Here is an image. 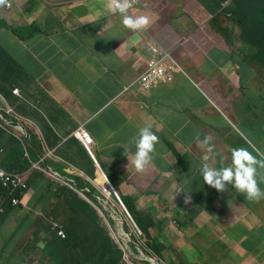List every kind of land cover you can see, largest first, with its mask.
<instances>
[{
    "label": "crops",
    "instance_id": "obj_1",
    "mask_svg": "<svg viewBox=\"0 0 264 264\" xmlns=\"http://www.w3.org/2000/svg\"><path fill=\"white\" fill-rule=\"evenodd\" d=\"M158 1L136 0L129 14H149L153 19L141 31L123 26L120 14L95 15L105 0H12L10 9L0 7V74L6 76L0 78V117L3 115L10 122L1 117L2 120L11 126L19 121L25 123L32 141L38 142L36 153L48 171L38 169L44 176L32 179L21 208L6 206L7 215L0 216V264H46L44 241L35 239L34 232L50 205L56 202L55 190L48 191L46 186L52 183L56 189L62 184L48 168L78 179L85 186L90 181L101 183L99 167L106 176H115L118 186L134 181L137 184H128L130 188L151 189L156 195L164 184L170 185L166 179L169 173L175 179L176 163L194 173L195 169L189 170L186 162L179 163L178 154L183 156L195 135L204 139L220 131L218 141H224V136L225 141L226 137L231 141V135L244 131L242 140L233 139L237 147L255 150L253 155L264 159V154L257 152L259 147L264 150V89L254 93L247 81L231 93L229 87L224 88L225 95L240 107L237 114L230 104L219 102L217 78H213L215 87L209 82L210 77L197 70L201 67L189 65L188 53L194 49V43H198L196 51L205 53V58L212 42L218 43L220 50L226 48L227 44L218 40L214 31L220 21L213 23V17L226 8L229 0H190L189 6L167 0L177 3L175 8L179 9L173 10L179 15L171 16L176 21L160 29L170 37L167 40L156 36V7H161ZM210 22L215 28L207 26ZM194 35L197 36L192 38ZM150 42L168 50L177 66L145 92L138 86L137 78L145 70ZM251 43L253 46L246 44V52L241 48L245 53L240 65L253 76H261L248 61L255 62L260 69L264 58H259L257 52L259 48L264 50V39ZM258 43L263 47H258ZM223 58L226 68H230L227 56ZM240 71L246 76L243 68ZM11 87L18 88L19 93L12 91L8 98L2 95L9 93ZM186 112L194 122L184 118ZM197 122L201 124L200 131L195 127ZM146 124L151 125L158 143L151 162L143 171H137L123 147L128 148L131 157L134 148L130 142ZM82 126L94 139V157L73 136V131ZM157 171L161 179L155 176ZM258 172L264 177V167L258 168ZM91 173L95 176L91 177ZM180 179L178 176V183ZM258 185L264 190L259 177ZM227 187L218 194L212 211L206 212L211 221H216L214 228L208 221L200 231L184 237L195 236L204 254L200 258L193 246L191 253L196 257L189 264H200V259L204 264H264V197L258 208L231 185ZM45 197L48 200L41 208ZM56 215V220L61 218L59 213ZM181 237L173 232L171 238L172 245H177L175 252H181L180 257L184 248L177 243ZM59 242L55 238V243ZM22 244L33 248L26 260L16 254Z\"/></svg>",
    "mask_w": 264,
    "mask_h": 264
},
{
    "label": "trees",
    "instance_id": "obj_2",
    "mask_svg": "<svg viewBox=\"0 0 264 264\" xmlns=\"http://www.w3.org/2000/svg\"><path fill=\"white\" fill-rule=\"evenodd\" d=\"M226 5V8L223 9L220 14L216 13L214 15L213 19L215 21L213 23L227 21L228 24L231 23V26L234 27V25L242 22L243 25L241 26L243 29H246L248 36L243 37L245 42L240 47L246 52V44L253 46L251 41L256 42L260 41V39H264V0H229ZM258 47H263V45L258 43ZM257 53H259V58H264V50L259 48ZM248 63L252 65L256 71L259 70L255 66V62L248 61ZM0 78L6 79V76L0 74ZM13 89L14 87H11L9 93H4L2 95L8 98ZM32 145L36 151H38V142L36 139L32 141ZM0 146V154H4L3 157H1V167L9 174L18 177L26 175L29 184L34 177L38 178L44 176L43 172H38V169H40L39 166L44 168V164L40 161L36 151L28 145L26 138L17 129L5 123L1 117ZM178 161L179 163L185 162L184 158L179 154ZM90 176L94 177L93 173H91ZM107 176L114 187H118L115 176H111V174H107ZM76 181L82 183L78 179ZM180 182L184 183L185 192L182 195H188L196 204L201 206L202 210L206 211H212L211 205H213V207L217 205L218 194L228 189V187H226L227 189L224 191H217L213 187L207 188L204 184L201 188H197L191 173H188L185 179L181 178ZM59 187L53 192V197L56 199V202L50 205L45 217L40 219L37 231L34 232L35 239H42L44 241V247L42 249V252L45 250L44 262L48 264H150L148 261L138 260L132 256H128L114 238L98 224L97 211L85 200L82 199L78 201V206L75 210L74 207L76 205L73 207L69 206L70 201H76L78 199L79 194L77 189L72 187L71 184H61V187ZM46 188L48 191H52L54 186L50 183ZM69 189H71V191ZM92 190L97 193L95 188H92ZM138 191L142 193V189H138ZM152 191L154 192V190ZM22 192L24 193V191L19 188L14 190L12 195L22 198ZM67 192H69V194ZM19 193L22 196L19 195ZM9 197L7 190H5L0 180V207L2 206L5 208L8 206L9 209H13ZM203 197H205V199H203ZM47 200V197L43 198L41 208H44ZM91 200L94 204H97L95 199L91 198ZM122 202L132 219L135 220L144 234L142 238L137 237L135 232L131 231L127 225H125L126 231L132 234V237L143 249L149 252L150 255L159 258L164 264H178L174 255L175 249L172 245L174 242L171 240L173 233L166 234V237L158 233L160 237L158 236L157 239L156 234L153 236L151 226L157 225L160 231H164L167 227V223L161 220H155L150 211H146L147 215H143L141 212L137 211L138 209L134 207L133 203L124 202L123 200ZM205 202H207L206 205H204ZM19 207H22L21 203ZM9 209L6 207L4 212H0V216H6V210L9 211ZM66 211H69L70 215L66 214ZM78 212H81L83 217H76V213ZM58 213L61 215L58 221L63 220L62 222L65 225V231L68 235L67 239H61L51 228L50 220L51 218L56 220V218L59 217L56 215ZM189 216L190 218L195 217L192 213ZM55 238H58L60 242L55 243ZM167 239L171 241L169 242ZM187 239L192 244H195V248L200 251L199 254L203 257L204 254L201 248L196 244L195 236H188ZM32 250L33 248L30 244H22L16 249V254L26 260L30 256ZM134 251L136 252L137 250L134 248ZM90 253L93 255L91 256ZM166 255L169 256V259H166Z\"/></svg>",
    "mask_w": 264,
    "mask_h": 264
},
{
    "label": "rangeland",
    "instance_id": "obj_3",
    "mask_svg": "<svg viewBox=\"0 0 264 264\" xmlns=\"http://www.w3.org/2000/svg\"><path fill=\"white\" fill-rule=\"evenodd\" d=\"M182 4L189 6L190 0H178ZM192 3L195 4L193 1ZM157 4L161 5V7H156L158 10H156V24L158 26V34L156 35L158 39L160 40H167L170 39L169 36H165L163 32L160 31L162 27H164L169 22H175L176 20H172L171 16L179 15L178 12L179 9L175 8L177 6V3L172 4V2H168L167 0H159ZM152 10V9H151ZM175 10V12L173 11ZM153 11V10H152ZM185 17V16H183ZM121 18V17H120ZM183 18L182 20H184ZM181 20V21H182ZM180 21V22H181ZM165 24L162 26V23ZM240 24V25H239ZM233 26L229 25L227 21L219 22L216 25V31L218 33L217 38L218 40L222 41L226 45V48L220 50L219 44L216 42H212L208 46V50L210 51L207 58H205V53H202L201 51H196V48L198 47V43H194V49L191 50L188 54L191 56L189 60V65L194 67H201V69H197L203 76L210 77L209 82L217 87H219L218 94L220 95L219 102H225L227 104H230L234 110L235 113L239 114L241 112L240 107H238V104H236L235 101L231 97H228L225 95L224 88H230L229 93L231 91H235L238 87H240L241 84L246 83L247 85L251 86L252 92H257L258 89H264V62L262 63L259 71V74H262L261 76H253V73L246 67L240 65V63L243 61L242 57L244 56V51L241 50V45L245 42L243 37H247V31L246 29H243L241 25L243 23H239ZM213 26L215 28V25L211 22L207 25ZM194 35L192 38H195ZM191 38V39H192ZM190 39V40H191ZM194 54V56H193ZM228 61L231 63L229 66L234 73H232V70L227 67V63L224 61L223 57H226ZM193 68V67H191ZM244 70L246 76L242 74L240 69ZM217 78L218 83L215 84L216 81L213 80V78ZM212 78V79H211ZM199 84L201 86V80H199ZM233 95V94H230ZM257 98L259 97V94H256ZM254 96V95H253ZM255 97V96H254ZM203 111V110H202ZM184 118L187 120H193L191 116L186 112ZM232 123H235L233 119H230ZM183 122H185L183 120ZM194 122V120L192 121ZM198 124L195 126L199 131L201 128L200 122H197ZM232 128L229 127L228 133L231 135ZM244 132V131H243ZM235 133L234 136L231 135L232 142L228 141L229 139L224 136V141H218V137L220 136V131H217L215 134H212L211 141H209V144L211 145V148H209L208 145H202L201 142L204 139H201V135L197 136L195 135V140L193 143L186 149L185 153L183 154L184 161L188 164V169L194 170V173L192 174V177L194 179V184L197 188H201V183H204L202 178L200 177L198 168L201 163L207 162L210 164V166L217 167V166H224L231 162V149L237 147L236 143L233 141V139L237 138L239 140H242V135L244 133ZM228 139V140H227ZM223 142V143H221ZM253 153H255V150H249ZM257 152L263 153L264 150L259 147L257 149ZM4 154H0V165L1 164V156L3 157ZM207 155L208 160L204 161L203 157ZM261 159V158H258ZM176 161H173L172 164H174ZM173 172L176 173L175 179L172 180V176L169 173L166 176V179L170 181V185L164 184V188H159L160 194L154 195V192L151 189H142V195L140 192L136 189L130 188V185H136V182H129L127 181V184L125 182V185L121 184L120 186H115L117 193L121 197V199L124 202L133 203L134 207H136L138 212H141L143 215H147L146 211H150L151 215L154 217L155 220L159 221L161 220L164 223H167V227L164 231H160L159 227L157 225H153V236L156 234V239L158 238V233H160L162 236H166V234H172L173 232L176 234V236H182L181 239L178 241V245L184 248L182 250V254L180 257V253L178 251L174 252L176 257V262L178 261L179 264H189V262L196 257L195 254L191 253L193 249V246L195 244H191L185 237L186 234L190 235L192 233H196V231H200L204 226L208 225V221H211L210 218H208V215L206 214V210H202L201 206L196 204V202L190 198L188 195H182L184 194V183H181L179 180L178 183V176L180 178L186 177L187 171H185L179 164L176 163V167L174 168ZM172 173V172H171ZM112 176V174H111ZM155 176L157 179H161V176H159V172L157 171L155 173ZM124 179L126 180V177L124 176ZM166 183V182H165ZM203 186V184H202ZM204 186L207 188H210L211 186L204 183ZM98 193V191H97ZM143 196V198H142ZM81 198V197H80ZM78 196V199L76 201H70L69 206L74 207V210L77 208L78 204L77 202L81 199ZM205 199V197H203ZM247 199V198H246ZM261 199V198H260ZM260 199L253 200L251 203L252 205H257L259 208V201ZM135 200V202H134ZM179 200V202H178ZM249 200V199H248ZM207 202L204 203L206 205ZM213 208V205H211ZM174 208V211H173ZM217 210V207H216ZM179 211V212H178ZM194 214L195 217L190 218V214ZM75 214V213H74ZM76 217H83L81 212L76 213ZM213 223H216V221H211L210 226L214 228ZM98 224L107 232L114 235L113 226L109 225V222L105 219L98 218ZM173 231V232H172ZM139 238H142L143 234L140 235V233H137ZM160 237V236H159ZM174 249H177V245L173 246ZM165 250V249H164ZM200 252L198 249L196 250ZM200 258L202 256L199 254ZM166 259H169V256L166 255ZM197 261H199V258H197ZM164 264V263H161ZM198 264V263H197ZM200 264H204L202 259H200Z\"/></svg>",
    "mask_w": 264,
    "mask_h": 264
},
{
    "label": "clouds",
    "instance_id": "obj_4",
    "mask_svg": "<svg viewBox=\"0 0 264 264\" xmlns=\"http://www.w3.org/2000/svg\"><path fill=\"white\" fill-rule=\"evenodd\" d=\"M132 5H133V0H105V3L103 4L102 8L97 10L95 15L101 16V15H104V14H110V13H117L118 14L119 13L120 17H121V23H122L123 26H125V27H127V28H129L131 30H136V31H141V30L147 29L153 23V19H152L151 15H149V14H140V15H130V14H128V10L132 7ZM135 6L130 9L129 13L131 12L132 9L135 8ZM0 7L1 8L5 7L7 9H10L12 7V0H0ZM158 47H160L161 49H163L166 52H168L169 53V57L171 59L170 52L168 50L162 48V46H158ZM149 58H150V55L148 53V58L146 60V65H147V61L149 60ZM174 64L175 65L173 66V68H175L177 66V64L175 62H174ZM146 67H145V69H146ZM140 75L138 76V78L140 77ZM138 78H137V84H138ZM138 86H139V84H138ZM140 89H141V87H140ZM14 90H18V92L15 93ZM14 90H13V94L17 95L19 93V89L15 88ZM1 117L3 118V120L6 119L2 115H1ZM79 128H83V126L82 127H78L76 130H78ZM85 131L91 136V134L87 130H85ZM74 132H73V136H74ZM74 137L76 139H78L82 143V145H83L85 151L87 152V154H89V156H91V154L87 151L83 141L81 139L77 138L76 136H74ZM91 138L93 140L92 141V145H91V152H92V156L91 157H94L93 156L94 139H93L92 136H91ZM211 139H212L211 136H207L206 135L204 137V140L201 142V144L202 145H208L209 148H211V145L209 144V141H211ZM31 143H32V138H31ZM157 143H158L157 135L152 130L151 125L146 124L144 127H141V128H139L137 130V134L133 137V139L130 142L132 148H134V151L132 152L131 157H129L128 148H126V147H123L124 154L127 156L129 162L132 164V166H134V168L137 171H143L144 168L151 162V160L153 158V154L155 152V146H156ZM35 151H36V149H35ZM257 157H258V155H253V152L249 151V149L246 148V147H235V148L231 149V162L229 164L224 165V166H220V167H213V166H210V164L205 162V163H201L199 165L198 171H199L200 177L202 178L203 182L206 183L207 185L215 188L217 191H224L228 185H231L236 191H238L239 193L243 194L245 196V198H247L249 200H257V199H260L261 197H264V190H262L259 187V185H258V177L260 178V180L262 182H264V177H260L259 176V172H258V168L264 167V159H258ZM208 159L209 158H208L207 155H205L203 157L204 161H207ZM39 168L42 169V171L44 173H48V171L46 170L45 167L41 168L39 166ZM48 170H49V172L51 174H54L53 172L50 171L51 170L50 168H48ZM98 170H100L99 167H98ZM21 178H23V182L25 184V187L20 185L19 188H21L24 191V193L22 194V195H24V194H26L29 191L30 184L28 183L26 175H24ZM99 178H100V182L102 183V179H101L100 175H99ZM61 182H62V185L63 184H68V185L71 184L72 187L77 189L78 194H79V198L81 197L80 198L81 200L82 199L85 200L87 203H89L97 211L98 218H102V219L107 220L109 222V225L112 226V222L109 220V218L107 217L106 213L99 207L98 202L96 201L97 204H94V202L91 200V198H93V197H91L90 195H88L85 192L81 191L84 188H89L93 192L92 188L96 189V187L93 185L92 181H90L88 183V185H85V186H82L83 183H79L78 181H77L78 182L77 186H75L72 183L66 182L63 179H61ZM101 183H99L98 185H100ZM204 183H202V184H204ZM111 184H112V182H111ZM113 187H114V185H113ZM19 188H16V189L5 188V190H7L8 194L10 196L9 197L10 198V203H11V207H13V208H18L20 203H21V200H22V198H18L16 196L12 195V192L14 190L19 189ZM115 190H116V188H115ZM116 192H117V190H116ZM93 193L101 196V194L99 192L98 193L93 192ZM85 196L87 198H89L90 201L86 200ZM13 198L18 199V204H16V205L12 204V199ZM120 200H121V198H120ZM121 202H122V200H121ZM110 203L112 205H114V207L117 209V211L120 213V215L124 218L125 225H127L131 229V231H134L136 236H138V234H137L138 232L140 233V235L143 234L142 230L139 228V226L137 225L135 220L132 219L131 216H130V218H131L132 222L135 223L136 226L134 225V223H132L126 217L125 213L121 211L120 207H118L117 204H114L111 201H110ZM124 207H125V205H124ZM125 209H126V207H125ZM4 211H5V208L0 207V212L2 213ZM126 211H127V209H126ZM128 214H129V212H128ZM62 221L52 220L51 221V228H52V230H54L57 233V236H59L61 239H67L68 235H67V233L65 231V225L63 224ZM59 231H62L64 233V236L60 235ZM107 233L110 234L114 238V240L116 241L114 235H112L108 231H107ZM134 241L141 247V249L144 252H146L148 255H150V253L147 252L145 249H143L142 246L135 239H134ZM119 245L124 249V247L121 244H119ZM131 247H132L133 252L136 255L140 254L139 250L136 248L135 245H131ZM134 248L137 250L136 252L134 251ZM124 251H125V253L128 256H131L130 254H128L126 252L125 249H124ZM150 256L158 259L160 263H163L159 258H157V257H155L153 255H150ZM134 258L138 259V260H144V259H140V258H136V257H134ZM46 264H48V263H46Z\"/></svg>",
    "mask_w": 264,
    "mask_h": 264
},
{
    "label": "built area",
    "instance_id": "obj_5",
    "mask_svg": "<svg viewBox=\"0 0 264 264\" xmlns=\"http://www.w3.org/2000/svg\"><path fill=\"white\" fill-rule=\"evenodd\" d=\"M136 4H137L136 0H133V5L131 8H133ZM130 9L128 10V14ZM147 52L150 55V58L147 61V65H146L147 67L145 71L138 78V84L141 87V89L144 91L150 90L156 82L164 80L172 70L173 66L175 65L174 62L170 59L168 52L154 45L151 42L147 44ZM14 92L17 93L18 90H14ZM74 136H76L77 138L83 141L87 151L92 156L91 145L93 140L91 136L83 128H79L78 130H76L74 132ZM99 175L101 176L102 183L98 185L93 181V185L96 187V189L98 190V192L101 194L102 197H104L109 202L111 201L112 203L117 204V206L120 207L121 211L124 212L126 217L132 222L130 215L126 211L123 203L121 202L115 188L113 187L109 179L100 170H99ZM0 180L5 188L16 189L19 188L20 185L25 187L23 178L9 174L4 169H2L1 165H0ZM85 199L90 201L89 198L87 197ZM12 204L13 205L18 204V199L13 198ZM59 234L64 236V233L62 231H59Z\"/></svg>",
    "mask_w": 264,
    "mask_h": 264
},
{
    "label": "water",
    "instance_id": "obj_6",
    "mask_svg": "<svg viewBox=\"0 0 264 264\" xmlns=\"http://www.w3.org/2000/svg\"><path fill=\"white\" fill-rule=\"evenodd\" d=\"M4 120H5V122H10L6 119H4ZM13 126L26 138L28 145L32 149L35 150V148L33 147L32 143H31V134L29 132V129L25 125V123L19 121V122L14 123ZM50 171L53 172L59 178L65 180L66 182L72 183L75 186L78 185V182L75 179L69 178V177H67L61 173L54 172L52 170H50ZM81 191L90 195L91 197H93L98 202L99 207L106 213L107 217L112 222L114 237H115L116 241L124 247V249L126 250V252L128 254H130L131 256L136 257V258L144 259V260L148 261L150 264H161L158 259L151 257L146 252H144L141 249V247L134 241V239L132 238V235L130 233L126 232L124 218L120 215V213L117 211V209L114 207V205H112L105 198H103L97 194H94L89 188H84ZM131 245L136 246V248L140 252L139 255H136L133 252Z\"/></svg>",
    "mask_w": 264,
    "mask_h": 264
},
{
    "label": "bare ground",
    "instance_id": "obj_7",
    "mask_svg": "<svg viewBox=\"0 0 264 264\" xmlns=\"http://www.w3.org/2000/svg\"><path fill=\"white\" fill-rule=\"evenodd\" d=\"M1 96H2V95H1ZM4 114H6V113H4ZM6 115H7V114H6ZM8 115H9V114H8ZM8 117H10V116H8ZM12 117H13V116H12ZM86 130H87V129H86ZM73 132H74V131H73ZM90 134H91V133H90ZM2 145H4V144H2ZM0 147H1V146H0ZM38 151H39V150H38ZM40 153H41V152H40ZM40 153H39V154H40ZM1 157H2V156H1ZM46 161H47V160H46ZM59 164H60V163H59ZM57 165H58V164H57ZM54 166H55V165H54ZM55 167H57V166H55ZM58 170H59V169H58ZM8 171H9V170H8ZM97 172H98V171H97ZM10 173H11V172H10ZM98 173H99V172H98ZM15 174H16V172H15ZM15 174H14V175H15ZM31 176H32V175H31ZM94 176H95V175H94ZM30 181H31V180H30ZM34 182H35V181H34ZM34 182H32V183L35 184ZM44 184H45V183H44ZM44 184H43V185H44ZM56 185H58V184H56ZM34 186H35V185H34ZM41 186H42V185H41ZM3 187H4V186H3ZM42 187H43V186H42ZM50 187H51V186H50ZM60 187H61V185H60ZM60 187H59V188H60ZM51 188H52V187H51ZM55 188H56V187H55ZM59 188H58V189H59ZM33 189H35V187H34ZM50 190H51V189H50ZM53 190H55V189H53ZM67 190H68V189H67ZM69 190L71 191V189H69ZM18 191H19V190H18ZM57 191H59V190H57ZM57 191H56V192H57ZM7 193H8V192H7ZM22 193H23V192H22ZM64 193H65V192H64ZM67 193L69 194V192H67ZM19 195H21V194L19 193ZM21 196H22V195H21ZM19 210H20V209H19ZM48 218H49V217H48ZM49 219H50V218H49ZM53 220H54V219H53ZM50 221H51V220H50ZM47 225H48V224H47ZM50 225H51V224H50ZM44 229H46V228H44ZM39 230H40V229H39ZM39 232H40V231H39ZM56 235H57V234H56ZM90 255H91V253H90ZM92 255H93V254H92ZM92 255H91V256H92ZM91 256H88V257H91ZM86 258H87V257H86ZM87 259H88V258H87ZM89 259H91V258H89ZM199 263H200V262H199Z\"/></svg>",
    "mask_w": 264,
    "mask_h": 264
}]
</instances>
